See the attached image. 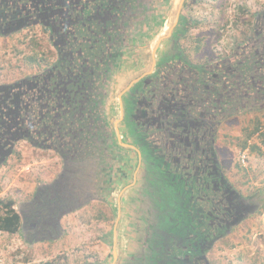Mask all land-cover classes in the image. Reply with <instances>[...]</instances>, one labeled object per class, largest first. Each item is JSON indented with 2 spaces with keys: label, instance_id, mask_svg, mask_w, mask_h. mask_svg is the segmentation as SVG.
<instances>
[{
  "label": "trees",
  "instance_id": "16d2710c",
  "mask_svg": "<svg viewBox=\"0 0 264 264\" xmlns=\"http://www.w3.org/2000/svg\"><path fill=\"white\" fill-rule=\"evenodd\" d=\"M140 6L145 8L140 0H0V38L6 40L29 31L18 43L26 47L28 42L32 54L25 60L37 68L13 84L0 85V167L24 142L34 150L52 151L59 156L63 175L71 166H86L95 176L102 175V166L97 162L104 159L101 156L100 161L96 154L108 151L112 133L103 120L104 80L103 84L99 81L108 77L114 56L121 52L119 37H127L130 22L137 24ZM37 30L46 38L47 51L36 36L28 37ZM255 30L252 37L238 45L233 56L204 67L203 74L208 70L214 77L210 79L212 87L204 83L208 75L196 78L194 66L177 56L169 64H160L155 73L143 77L131 89L134 127L139 133L136 139L155 162H151L155 183L158 177L162 180V175L172 177L176 179L173 186L183 189L187 197L176 210L177 216L181 215V238H175L172 247L166 243L167 255L152 264H210L206 258L209 246L250 216L244 211L250 203L257 201L260 208L264 205V192L245 197L227 179L220 178L224 170L211 138L215 123L209 124L205 133L196 134L194 130L198 110L217 116L224 112L219 117H226L264 108V17ZM200 47L196 43L195 50ZM261 128L256 118L239 138L240 152L248 150L264 156ZM152 136L159 143H151ZM254 136L258 142H251ZM212 178L216 179L210 181ZM196 192L205 201L206 211L192 199ZM27 205L31 203L22 205L19 212L13 198L0 197V232L15 235L23 230L24 237L33 243L28 236L33 220ZM164 248H155L154 253L163 255Z\"/></svg>",
  "mask_w": 264,
  "mask_h": 264
},
{
  "label": "rangeland",
  "instance_id": "374dc122",
  "mask_svg": "<svg viewBox=\"0 0 264 264\" xmlns=\"http://www.w3.org/2000/svg\"><path fill=\"white\" fill-rule=\"evenodd\" d=\"M149 2L145 19L139 25L130 22L127 37H119L122 47L113 59L116 66L111 65L108 77L99 81L103 84L104 80L103 120L112 133L108 151L96 154L100 161L101 156L104 159L97 162L102 166L101 185L98 187L100 177L86 166H71L63 175L59 156L20 142L15 155L0 167V197L13 198L19 212L22 205L31 203L26 211L33 220L28 234L33 243L24 237L23 230L15 235L0 232V264H129L150 252L147 242L152 219L160 213L167 218L169 202L155 183L153 166L151 162L147 165L149 159L127 118L129 91L143 77L155 73L160 64L175 60L176 46L181 49V59L193 66L217 64L233 56L238 45L256 33L255 27L264 17V0ZM28 32L7 40L0 38V83L13 82L37 70L25 60L32 54L28 42L27 48L18 43ZM32 36L48 50L41 30ZM196 43L201 45L197 51ZM19 50L24 53L18 54ZM261 109L226 117L205 112L204 117L216 125L211 138L224 176L245 197L264 192V156L240 152L238 147L239 138L256 118L264 132ZM253 141H259L257 136ZM150 142L159 143L153 136ZM130 144L135 145L134 153ZM262 151L264 155V146ZM255 207L259 209L256 213L209 246L206 258L210 264L264 263V205ZM231 244L235 247L229 248ZM151 256L145 264L157 259Z\"/></svg>",
  "mask_w": 264,
  "mask_h": 264
},
{
  "label": "flooded vegetation",
  "instance_id": "af4514ba",
  "mask_svg": "<svg viewBox=\"0 0 264 264\" xmlns=\"http://www.w3.org/2000/svg\"><path fill=\"white\" fill-rule=\"evenodd\" d=\"M140 1H141V5L145 4V8L143 9V8H141V6L137 7L138 10H137L136 13L139 15V18H138V21H137L138 25L142 22L143 19H145V16L147 14V10L150 8L149 6L151 5L150 2H149L150 0H144L145 3L142 0H140ZM134 14H135V7H134V11H133V15ZM28 37L31 38L33 36H32L31 33H29ZM176 48L175 49L173 48V52H175L174 53L175 57L180 56V53H181V49L178 46H176ZM170 56H172V55H170ZM206 66H208V65H206ZM206 66H204V65H201V66L200 65L199 66L198 65H194L195 69H193V67H192V70L195 72V77L196 78H202L203 79L204 75H208L206 77L207 79L204 80V83L206 82L205 84L207 86L212 87L213 86V84H212L213 81H211L210 79H213L214 77H210L209 74H211V73L208 70H207L206 74H203L204 67H206ZM17 80H19V79H17ZM17 80H14L13 82H8V83H0V85H10V84H13L14 82H16ZM131 89H133V88H131ZM225 95H226V93H225ZM127 103H128V107L126 108L127 118L129 119V122H130L132 128L134 129V132H135L134 134H135V138H136L137 135H139V133L137 134V132L135 131V127H134V125H135V117L133 116V111L135 109V106H133V109H132V105L134 103V96H133V93H132L131 90L129 91V95L127 96ZM198 112H199V115L196 116V124L194 123L195 124V129L194 130L196 131V134H201V132L205 133L206 129H208L209 124H213V122L211 120H208L207 118H204L205 117V112L203 113L202 111H199V110H198ZM221 113H224V112H218V116H220ZM130 116H132V118ZM215 116L218 117L213 112V117H215ZM146 122H148V121H146ZM196 138H198V137H196ZM141 147H142V144H141ZM143 150L145 152L146 157L149 159L150 155H148V153H146L145 149H143ZM150 162L155 163L153 160L149 159L148 163L150 164ZM157 163L159 164V163H163V162H157ZM162 177H163L162 180H160V177H158L159 180L157 179L158 180L157 182H158V185L162 188L163 192L168 197V202L169 203L166 205V207H167L166 209H168V210H166V209L165 210L168 212L169 215H168L167 218H165V216H163V214L160 213V214H158L157 217L152 219V220H154V222L151 225V231H150L151 233H150V236H149V240L147 242V246L148 247L153 246V249L150 250L149 253H146L145 256H140L142 261L141 260L140 261L136 260L135 263L130 261L129 264H145L146 260L149 258L148 257L149 255H152V256L154 255L155 257H157V259H155L153 262H155L156 260H157V263L161 262L158 259V257H160V256L163 257V256L167 255L166 253L168 252V251H166L167 249L164 248L166 243L169 242L168 243L169 246L172 247L173 243L175 244L174 239L175 238L178 239L180 237V234L178 235V232L180 230H182L181 215L177 216L178 213H176V210H178L181 205H184V202L186 201L187 197L183 196V194H184L183 193V189L178 188L177 186H173L175 184V182H176V179H173L172 177L163 176V175H162ZM220 178L221 179L222 178L226 179L225 176L224 177H220ZM215 179L216 178H214V179L212 178L210 181H214ZM218 180H219V178L217 179V181ZM162 185H163V187L165 189L162 187ZM222 188H223L222 193H225L224 191H225L226 188L225 187H222ZM216 193H219V195L221 194L220 192H216ZM192 197H193L192 198L193 200H196V204H197L198 207H201V209L204 210V211H206L208 209V208L205 207V204L202 203V202H205V201L201 200V196L199 195V192H196L195 194H193ZM239 201H244V200L240 199ZM198 203H200V205H198ZM240 203L241 204H240L239 208H240V210H242L241 206L243 205L242 204L243 202H240ZM255 206H256L255 204L250 203L249 206L246 207L247 210L244 209V211L245 212L248 211L249 215H252V214L256 213V211H257V207H255ZM187 207H188V205H187ZM162 211H164V210H162ZM155 215H153V216H155ZM170 242L172 244H170ZM155 248L158 249V250L164 248L165 249L164 254L163 255H161V254L159 255V253H154V250L156 251ZM149 259H151V258H149Z\"/></svg>",
  "mask_w": 264,
  "mask_h": 264
},
{
  "label": "crops",
  "instance_id": "0c3cea01",
  "mask_svg": "<svg viewBox=\"0 0 264 264\" xmlns=\"http://www.w3.org/2000/svg\"><path fill=\"white\" fill-rule=\"evenodd\" d=\"M116 132H117V129H116ZM28 146H29V145H28ZM29 147H30V146H29ZM132 147L135 148V145L130 144L129 149H131ZM126 148H127V147H126ZM133 148H132V149H133ZM132 152L134 153V152H135V149H133ZM100 176H101V175H100ZM101 183H102V180H101V177H100V182H99V184H101ZM119 212H120V211H119Z\"/></svg>",
  "mask_w": 264,
  "mask_h": 264
},
{
  "label": "water",
  "instance_id": "95a60500",
  "mask_svg": "<svg viewBox=\"0 0 264 264\" xmlns=\"http://www.w3.org/2000/svg\"><path fill=\"white\" fill-rule=\"evenodd\" d=\"M125 114H126V113H125ZM125 114H124V115H125ZM148 164H149V163H148V161H147V165H148Z\"/></svg>",
  "mask_w": 264,
  "mask_h": 264
}]
</instances>
